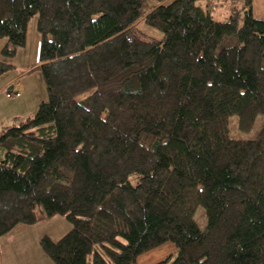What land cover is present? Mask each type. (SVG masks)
<instances>
[{"label": "trees", "instance_id": "1", "mask_svg": "<svg viewBox=\"0 0 264 264\" xmlns=\"http://www.w3.org/2000/svg\"><path fill=\"white\" fill-rule=\"evenodd\" d=\"M142 1L0 0V76L36 17L47 95L0 131V237L59 216L69 230L39 241L53 264H136L165 243L155 264H264V123L228 134L264 118V20L252 0H224L225 21L210 0Z\"/></svg>", "mask_w": 264, "mask_h": 264}, {"label": "crops", "instance_id": "2", "mask_svg": "<svg viewBox=\"0 0 264 264\" xmlns=\"http://www.w3.org/2000/svg\"><path fill=\"white\" fill-rule=\"evenodd\" d=\"M252 13L255 18L264 20V0H252ZM35 64L36 62L33 65L29 62H13L14 70L0 76V131L5 127L20 124L32 114L33 107L37 109L40 102L29 98L31 93L25 81ZM46 227L48 230L44 231L43 228ZM69 227L59 216L35 225L16 226L0 237V264H53L42 253L39 241L44 236L57 241L53 239L52 234L62 229L64 233L58 235L62 237ZM175 253L176 247L165 243L138 256L136 264H155Z\"/></svg>", "mask_w": 264, "mask_h": 264}, {"label": "rangeland", "instance_id": "3", "mask_svg": "<svg viewBox=\"0 0 264 264\" xmlns=\"http://www.w3.org/2000/svg\"><path fill=\"white\" fill-rule=\"evenodd\" d=\"M209 1V0H208ZM207 2H203L205 5ZM209 4L212 6V10L210 11V15L215 21H225L229 16V10L227 8L224 0H210ZM156 5V0H143L141 6V12L143 14L148 13L154 6ZM214 6V7H213ZM208 11V9H207ZM137 30L140 34L149 39H161L162 34L155 29L148 27L143 22L137 23ZM4 40H0V48ZM39 54V35L36 31V17L31 18L26 26V39L24 47L20 48L17 52V55L14 59V63H31L33 65L35 62L37 63V58ZM28 85V89L30 91V99L35 100L37 103L41 101H45L47 98L45 85L42 79V76L39 71H33L28 78L25 79ZM35 108L33 107L31 117L35 113ZM264 123V118L262 116H258L252 128L248 132H240L236 127V118L234 116L229 117L228 121V130L229 136L233 140L238 141H247L254 139L259 131L262 128ZM194 220L199 228L203 229L206 225L205 213L202 208H198L194 215ZM70 228V227H69ZM42 230V229H41ZM44 231L48 230V228H43ZM60 233H64L62 229H59L57 232L52 234L53 239H60L61 236H58ZM62 235V234H61ZM41 249V248H40ZM42 251V250H41ZM43 253V252H42Z\"/></svg>", "mask_w": 264, "mask_h": 264}]
</instances>
